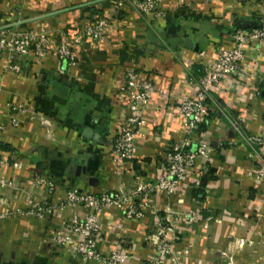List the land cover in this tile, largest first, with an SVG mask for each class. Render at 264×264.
Segmentation results:
<instances>
[{"label": "crops", "instance_id": "1", "mask_svg": "<svg viewBox=\"0 0 264 264\" xmlns=\"http://www.w3.org/2000/svg\"><path fill=\"white\" fill-rule=\"evenodd\" d=\"M117 1L0 0V30L32 27L56 42L69 44L96 16L109 22L100 40L70 47L72 61L49 56L6 74L0 59V264H98L49 243L51 232L86 209L42 222L14 214L26 203L32 176L54 182L52 202L69 188L130 195L139 184L153 187L170 145L185 136L178 101L194 92V77L231 47L232 33L264 23V0H159L161 17L139 12L138 0H122L119 8ZM241 67L211 92L214 102L197 132L211 147L208 157L196 159L173 193L152 189L146 201L133 199L141 218L103 209L98 251H120L123 264H264V147L252 142L264 137V39L245 46ZM130 69L153 84L154 94L134 137V158L120 164L110 147L126 115L118 88ZM86 128L93 137L83 135ZM29 193L43 199L46 188ZM190 211L199 217L187 225L183 214ZM158 220L176 238L175 262L160 258L150 242Z\"/></svg>", "mask_w": 264, "mask_h": 264}, {"label": "built area", "instance_id": "2", "mask_svg": "<svg viewBox=\"0 0 264 264\" xmlns=\"http://www.w3.org/2000/svg\"><path fill=\"white\" fill-rule=\"evenodd\" d=\"M159 0H138L134 7L143 14H153L161 17L157 10ZM123 5L118 0L116 8ZM109 22L106 18L95 17L86 24L69 44L56 42L42 30L28 28L22 31L0 30V59L4 62V73L17 74L22 70L25 61L40 63L49 56L58 60L72 61L74 52L70 47L78 45L84 40L98 41L106 33ZM264 39V23L249 30H236L231 34V47L219 50L215 59L209 66H203L202 72L194 77V92L178 101V113L185 122V136L172 143L162 158L161 173L155 179L153 187L139 184L130 195L119 192L91 194L82 193L77 188L66 190L62 199L52 202L50 196L54 192V182L47 177L34 174L29 183L27 200L23 208L14 214L23 217L29 215L36 221H45L58 212L63 213L74 207L86 209L83 216L73 213L63 226L51 232L49 243L62 249L65 253L80 258L89 263L98 264H123L126 255L120 251L101 253L96 247L100 237L99 215L108 206L122 209L126 219L141 218L142 213L133 199L142 196L148 199L152 189H157L171 194L176 185L182 182L196 167L197 158H207L211 147L208 143L198 140L197 129L205 122L210 105L214 102L211 92L219 84L231 76H236L242 69L244 48L247 44H254ZM120 98L124 101L125 117L121 121L116 135L111 143L113 160L124 164L134 158V137L144 124L143 112L148 107L154 94L153 84L144 78L140 72L132 69L125 72L122 83L118 88ZM15 109V108H13ZM15 124L16 120H12ZM196 146L192 148V143ZM252 142L264 147V137H254ZM3 160L0 159V165ZM21 164L15 162L12 168L19 169ZM260 176L264 178V173ZM1 185L16 187L18 183L3 181ZM40 186H45L46 197L35 198L29 191ZM198 213L190 211L183 214V222L191 225L198 220ZM170 228L164 226L161 220L157 221L156 231L151 235L150 242L162 259H173L175 236L169 237ZM175 262V260H174Z\"/></svg>", "mask_w": 264, "mask_h": 264}, {"label": "water", "instance_id": "3", "mask_svg": "<svg viewBox=\"0 0 264 264\" xmlns=\"http://www.w3.org/2000/svg\"><path fill=\"white\" fill-rule=\"evenodd\" d=\"M184 46L185 47H188V48H191L192 47V42H191V40L190 39H186L185 41H184ZM83 135L85 136V137H93L92 136V134H91V130L89 129V128H86V129H84L83 130ZM95 137V139L98 137H96V136H94Z\"/></svg>", "mask_w": 264, "mask_h": 264}, {"label": "trees", "instance_id": "4", "mask_svg": "<svg viewBox=\"0 0 264 264\" xmlns=\"http://www.w3.org/2000/svg\"><path fill=\"white\" fill-rule=\"evenodd\" d=\"M202 124H203V123H202ZM202 124H201V125H202ZM201 125H200V126H201ZM200 126L198 127V129L200 128ZM198 129H197V132H198Z\"/></svg>", "mask_w": 264, "mask_h": 264}]
</instances>
